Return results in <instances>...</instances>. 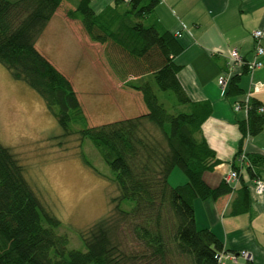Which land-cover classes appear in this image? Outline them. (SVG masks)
<instances>
[{
  "label": "trees",
  "instance_id": "16d2710c",
  "mask_svg": "<svg viewBox=\"0 0 264 264\" xmlns=\"http://www.w3.org/2000/svg\"><path fill=\"white\" fill-rule=\"evenodd\" d=\"M64 1L0 0V63L40 94L64 134L74 124L82 126L80 134L113 171L119 193L112 198V212L83 235L85 250L68 248L67 236L56 231L61 221L43 209L19 160L0 141V264H223L221 255L231 251L211 229H198L194 201L218 199L238 188L225 180L212 187L203 177L218 163L202 135L213 107L208 100H193L182 85V65L175 58L183 47L154 19L158 0H114L100 12L93 0H75L66 11L103 46L113 74L140 92L147 107L138 116L97 126H88L72 82L36 47ZM241 76L232 77L227 96L245 94ZM261 106L251 96L234 168L246 135L264 131ZM84 162L93 167L86 157ZM256 166L253 161L246 168L241 184L245 173L262 178ZM177 167L186 180L173 186L169 178ZM238 192L233 212H245L249 188L243 183Z\"/></svg>",
  "mask_w": 264,
  "mask_h": 264
},
{
  "label": "rangeland",
  "instance_id": "374dc122",
  "mask_svg": "<svg viewBox=\"0 0 264 264\" xmlns=\"http://www.w3.org/2000/svg\"><path fill=\"white\" fill-rule=\"evenodd\" d=\"M74 6L75 1L62 3L36 47L72 82L88 126L147 112L141 93L113 74L103 46L91 41L81 24L67 16ZM81 127L74 124L64 134L40 94L15 80L0 63V141L19 160L43 209L61 221L56 231L67 236L68 248L85 250L83 235L112 212V198L119 192L113 171L91 140L82 137ZM185 179L177 167L169 181L175 186Z\"/></svg>",
  "mask_w": 264,
  "mask_h": 264
},
{
  "label": "crops",
  "instance_id": "0c3cea01",
  "mask_svg": "<svg viewBox=\"0 0 264 264\" xmlns=\"http://www.w3.org/2000/svg\"><path fill=\"white\" fill-rule=\"evenodd\" d=\"M113 3L114 0L92 2L96 12ZM152 15L183 47L175 60L182 65L178 77L189 96L195 101L208 100L212 104L213 111L202 125V135L215 149L218 163L204 172L203 177L210 186L216 187L234 168L243 137L240 122L246 120V113L236 111L234 101L243 99L251 89V96L264 107V57L263 65L253 74L239 69L244 95L229 97L218 82L231 49L236 48L246 60L253 58L252 32L264 29V0H158ZM243 150L247 151L251 162L256 163L258 175L264 179V131L246 136ZM243 179L242 184L249 188L247 211L233 212V204L239 201L240 181L238 189L218 199H196V224L198 229H211L226 250H247L252 255L251 260L240 256L234 261L227 257L223 264H247L245 261L264 264V193L255 192L254 180L246 173Z\"/></svg>",
  "mask_w": 264,
  "mask_h": 264
},
{
  "label": "built area",
  "instance_id": "2783aa9c",
  "mask_svg": "<svg viewBox=\"0 0 264 264\" xmlns=\"http://www.w3.org/2000/svg\"><path fill=\"white\" fill-rule=\"evenodd\" d=\"M252 37L254 43V56L251 60L244 59L236 48L230 50L227 65L221 71V74L219 75L218 78L219 85L224 92L227 91L232 77L236 74H241L239 73V69L244 70V67H246L247 72L249 74H253L258 68H260L263 65L264 29L258 28L254 30L252 32ZM251 94H252L251 89H249L246 92L245 97L242 101L237 100L233 104V107L236 111L243 110L246 113V120L248 119V111L250 109ZM259 111L264 112V107L261 106L259 108ZM246 136H249V134H247ZM247 154H248L247 151L242 149V151H240L237 157L238 168L231 169L225 176V181L232 187V189L238 187L241 181V177L245 172L246 168L252 165ZM254 190L259 195L264 193V179L257 178L254 180ZM240 256L248 260L252 259L251 253L247 250H241L236 253L234 252L225 253L221 255V258L228 257L236 261Z\"/></svg>",
  "mask_w": 264,
  "mask_h": 264
}]
</instances>
